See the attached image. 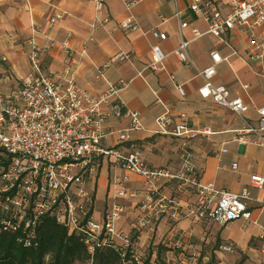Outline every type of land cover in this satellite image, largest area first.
<instances>
[{
  "label": "crops",
  "instance_id": "0c3cea01",
  "mask_svg": "<svg viewBox=\"0 0 264 264\" xmlns=\"http://www.w3.org/2000/svg\"><path fill=\"white\" fill-rule=\"evenodd\" d=\"M95 1L0 0V56L7 58L1 68V88L6 91L30 73L27 41L34 38L38 44H43L47 36L50 48L41 59L43 72L59 74L72 59L74 62L69 68L74 72L76 85L93 98H100L112 86H120V82L128 83L114 100L139 114L142 130L133 133L131 140L139 144L141 157L149 168L173 171L179 165L182 140L158 130L155 120L159 116L166 113L176 122L180 115H185L191 128L209 130L210 134H199L191 141L193 167L204 184L231 193L247 189L251 198V221L218 226L190 217L174 220L170 214H163L153 225L133 229L132 224L147 205L148 191L139 176L113 168L106 160H100L95 175L87 180L86 188L93 194L90 213L94 219L101 220L112 203L122 205L125 212L116 228L134 233L140 249L163 240L173 248L192 253L209 244H226L232 246L236 255L242 256L241 264H264V254L260 251L264 243V206L260 204L264 202V186L261 189L249 186L251 175L264 178V147L234 141L235 132L244 122H254L257 109L264 105V56L249 59L250 54L260 55V51L252 47L251 38L264 45L261 28H234L219 39L207 34L203 19L190 12L191 0H103L100 10L95 8ZM127 1H136V4L127 9ZM213 7L224 11L220 2H214ZM175 13H178L177 18ZM56 15L61 16L60 19L49 24V18ZM129 15L135 19L138 30L119 28L118 23ZM95 16L107 22L93 30L90 24ZM179 23L186 24L181 35L189 42L188 55L193 66L179 62L172 55L179 44ZM32 27L38 28L41 34L33 35ZM155 29L166 35L164 41L151 37L150 32ZM63 44L72 50L71 58L61 48ZM155 45L165 58L159 69L152 70L148 66L150 50ZM82 49L85 54L80 56ZM213 51L221 62L215 66L210 81L214 86L226 88L231 97H238L247 105L248 110L242 116L198 95L203 84L198 72L211 65ZM116 54L127 55L129 59L113 60ZM177 87L182 89L183 95L178 93ZM127 125L125 118L104 121L105 129L113 132ZM170 129L168 126L167 130ZM118 144L116 134L103 142L107 148ZM232 164H236L234 170ZM121 186L134 197L114 199L115 191ZM158 193L183 206L197 202L193 193L177 192L173 182L161 183Z\"/></svg>",
  "mask_w": 264,
  "mask_h": 264
},
{
  "label": "built area",
  "instance_id": "2783aa9c",
  "mask_svg": "<svg viewBox=\"0 0 264 264\" xmlns=\"http://www.w3.org/2000/svg\"><path fill=\"white\" fill-rule=\"evenodd\" d=\"M96 9L102 8L103 0H96ZM220 2L224 11L213 7ZM136 1L125 2L127 9ZM189 10L199 16L207 25V34L221 39L228 31L240 27H260L264 40V0H191ZM61 16L49 18L53 24ZM175 18L178 13H175ZM97 16L90 24L91 29L102 26ZM124 31H136L138 25L129 15L118 23ZM185 23H179V44L172 55L181 63L193 66L188 55L189 42L181 35ZM33 35L41 34L32 27ZM153 39L164 41L166 35L152 30ZM195 37L198 36L194 33ZM38 44L34 38L27 41V59L31 71L6 91L1 88V68L7 58L0 56V234L13 237L15 244L22 248L38 246L37 229L43 218H50L68 233L78 236L90 257L95 251L111 249L122 264H131L127 256L138 260L133 254L137 246L131 232L116 228L125 212L122 205L112 203L101 220L92 217L90 211L93 194L86 188L87 180L95 175L100 160L116 169L139 176L148 191L147 205L132 224L133 229L153 225L161 215L170 214L174 220L190 217L208 224L224 226L233 221L249 222L252 211L249 207L250 193L243 189L231 193L215 188L212 184L200 181L192 164L191 141L199 134H210L209 130H195L188 125L185 115L172 122L166 113L156 118L158 130L182 140L179 165L173 171L149 168L141 157L139 144L131 140V135L142 130L139 114L125 108L122 102L114 100L128 83L112 86L100 98H93L75 83L74 72L69 68L74 61L69 59L61 73H45L41 59L50 48V40ZM251 45L260 55H249V59L264 56V45L251 38ZM71 58L73 52L66 44L61 46ZM149 68H160L165 56L155 45L151 48ZM85 54L84 49L80 56ZM123 54H116L113 60H128ZM211 65L198 72L203 84L198 89L202 99L210 100L217 107L242 116L247 105L238 97H231L222 86H214L211 78L215 66L221 62L216 52L210 53ZM180 95L183 91L177 87ZM103 108H105L103 110ZM254 122H244L235 132L234 141L238 144H252L264 147V105L257 109ZM107 118L128 120V125L120 131L107 130ZM171 126L170 131L167 130ZM116 134L118 145L104 147L103 142ZM225 152L224 149L221 150ZM234 170L236 164H232ZM164 182H173L177 192H190L197 198L193 206H183L173 199L158 193ZM249 186L261 189L264 178L258 175L249 177ZM132 198L121 186L115 191L114 199ZM264 206V202H260ZM256 224V221L252 222ZM264 235V230L262 232ZM222 253H232L231 245H219ZM264 254V243L260 249ZM197 255V254H195Z\"/></svg>",
  "mask_w": 264,
  "mask_h": 264
},
{
  "label": "trees",
  "instance_id": "16d2710c",
  "mask_svg": "<svg viewBox=\"0 0 264 264\" xmlns=\"http://www.w3.org/2000/svg\"><path fill=\"white\" fill-rule=\"evenodd\" d=\"M37 236L36 248H22L15 244L12 236L0 234V264H122L111 249L97 250L90 257L78 236L68 233L50 218H43ZM160 249L156 248L157 253ZM126 260L137 264L130 254ZM140 264H149V257ZM204 264L217 263L211 256Z\"/></svg>",
  "mask_w": 264,
  "mask_h": 264
},
{
  "label": "rangeland",
  "instance_id": "374dc122",
  "mask_svg": "<svg viewBox=\"0 0 264 264\" xmlns=\"http://www.w3.org/2000/svg\"><path fill=\"white\" fill-rule=\"evenodd\" d=\"M131 236L137 242L134 233H131ZM166 244L169 246L168 241L163 240L162 243L151 242L150 245L146 244L142 249L136 246L133 254L139 264L147 257H149V264H204L211 256L215 258L217 264H237L242 257L236 255L234 251L228 254L222 253L215 244L200 247L196 253L181 248L166 247ZM157 247L161 248L158 253Z\"/></svg>",
  "mask_w": 264,
  "mask_h": 264
}]
</instances>
